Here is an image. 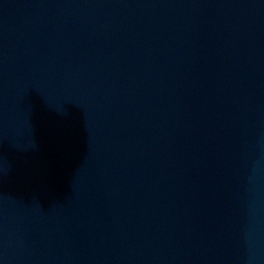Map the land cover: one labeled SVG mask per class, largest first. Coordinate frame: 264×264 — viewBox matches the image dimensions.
Segmentation results:
<instances>
[{
    "label": "water",
    "instance_id": "95a60500",
    "mask_svg": "<svg viewBox=\"0 0 264 264\" xmlns=\"http://www.w3.org/2000/svg\"><path fill=\"white\" fill-rule=\"evenodd\" d=\"M0 264H264V0H0Z\"/></svg>",
    "mask_w": 264,
    "mask_h": 264
}]
</instances>
